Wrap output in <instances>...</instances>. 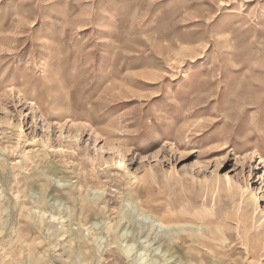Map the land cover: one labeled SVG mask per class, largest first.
<instances>
[{
	"label": "rangeland",
	"instance_id": "1",
	"mask_svg": "<svg viewBox=\"0 0 264 264\" xmlns=\"http://www.w3.org/2000/svg\"><path fill=\"white\" fill-rule=\"evenodd\" d=\"M0 264H264V0H0Z\"/></svg>",
	"mask_w": 264,
	"mask_h": 264
},
{
	"label": "bare ground",
	"instance_id": "2",
	"mask_svg": "<svg viewBox=\"0 0 264 264\" xmlns=\"http://www.w3.org/2000/svg\"><path fill=\"white\" fill-rule=\"evenodd\" d=\"M126 151H130L131 149L130 148H127V147H125L124 148ZM61 152L62 151H64V148H62V147H60V149H59ZM51 170V169H50ZM54 171V170H53ZM52 170H51V172H53ZM139 202H140V207L142 208V209H144V204L142 203V201L141 200H139ZM90 211V210H89ZM92 215H91V218H93L94 216H96L97 214L96 213H91ZM150 216H152V217H154L155 218V221L157 220V223H158V225L162 228V227H164L165 226V223H164V221H163V219H162V217L161 216H159L158 214H152V215H150ZM157 225V224H156ZM157 225V226H158ZM167 228V227H166ZM169 228V227H168ZM186 236V235H185ZM185 236H180V235H176V236H174L173 238H171L170 239V241H171V243H172V245L173 246H171V251H174V253H176V254H179V255H181L186 261H188L189 263L190 262H195V263H199V260H198V258L197 257H195V256H193L192 255V253H189V254H184V253H182L181 252V250H180V246L182 247V248H187L188 246H189V244H187V243H190V242H192V240H191V237L189 238V237H185ZM129 236L127 235L126 236V238H128ZM189 238V239H188ZM128 240H134L135 242L137 241V236L135 237L134 235L133 236H131L130 238H128ZM177 241H178V243H177ZM187 244V246H185ZM174 246H175V248H174ZM130 250L132 251V247H130ZM222 254H224V251H222L221 253H218V255L219 256H221Z\"/></svg>",
	"mask_w": 264,
	"mask_h": 264
}]
</instances>
